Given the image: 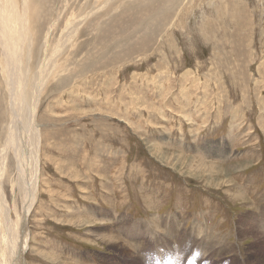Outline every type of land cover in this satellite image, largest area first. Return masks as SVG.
Wrapping results in <instances>:
<instances>
[{"label": "rangeland", "instance_id": "rangeland-1", "mask_svg": "<svg viewBox=\"0 0 264 264\" xmlns=\"http://www.w3.org/2000/svg\"><path fill=\"white\" fill-rule=\"evenodd\" d=\"M28 5L37 16L31 68L55 20L46 57L58 67L35 118L38 192L24 264H227L233 254L234 264H264L240 225L264 214V0ZM87 13L62 46L66 27ZM6 81L0 49V149ZM17 167L10 149L1 189L12 218L22 210ZM200 223L217 247L236 249L200 253L201 239L189 237Z\"/></svg>", "mask_w": 264, "mask_h": 264}, {"label": "bare ground", "instance_id": "bare-ground-1", "mask_svg": "<svg viewBox=\"0 0 264 264\" xmlns=\"http://www.w3.org/2000/svg\"><path fill=\"white\" fill-rule=\"evenodd\" d=\"M21 2L19 9L17 4L16 6L13 5L12 0H0V49L3 56L4 72L6 73L7 79L5 82L7 95L10 98V107L7 110L9 113L8 120L10 121L8 126L9 130L7 131L8 135L4 142L5 145H1L2 148L0 149V227H3L4 225V230H6V239L2 237L3 235L0 232V264H24L23 259L29 241L26 219L38 192L40 127L36 124L35 118L37 107L41 101L42 91L48 84L47 80L49 77L53 76V71L55 69L57 70L58 67L54 62V58L51 59V57H46L49 47L48 35L55 25V20L54 23L52 22L48 34L42 39L40 48H38L39 56L36 58V67L34 69L31 68V49L33 44L31 37L33 38V34L29 27L32 23V19L36 20L37 16L31 13L28 0H21ZM84 15L85 14L80 15L78 18L72 20L71 24L66 27V31L63 33L66 36H63L59 42L62 43V46L69 43L73 37L75 38L79 28L84 25L85 21L91 14L87 13V15ZM24 44L27 46V54L26 52H23L22 54V47ZM59 52L60 50L58 51V45L56 44V47L52 49L50 56L57 57ZM25 55L26 57H24ZM10 149L15 152V158H17L18 162L16 173L17 178L15 181L17 182L16 186L20 190L19 195L22 206L21 213H15L14 218L9 217L8 212H10V209L7 206L4 192L1 189L3 180L6 177L5 173L7 171ZM255 221L256 225L254 224ZM242 224H244L245 227L241 231V235L248 234L253 237V241L255 242H253L255 244L254 247L258 246L261 248L260 251H262L264 255V214L262 216L256 214L251 217V220L243 218L240 220V225ZM206 228L204 229L201 226V223L200 225L193 224L189 232L190 235L188 234L189 237H192L193 234V237L195 236V238L199 237L201 239L198 246V251L200 253L204 254L208 252L212 257L216 256L217 259H219V256L224 252H222V249L231 253L232 250L236 249L231 245L228 247L224 243H220L221 248L219 246L217 247L216 245L218 244L214 243L212 238L218 237L210 235L209 233L207 234ZM189 237L186 236V238ZM186 243H183L184 245L181 246L180 250L190 254L191 249ZM180 250L178 252H180ZM195 256L198 255L192 253L187 262H192V260L195 259ZM179 258L181 259V256H179ZM208 261L211 262L212 260ZM236 261V256L233 254L230 257L229 262L230 264H234ZM217 262L219 264L218 260ZM176 264H179V261L176 262Z\"/></svg>", "mask_w": 264, "mask_h": 264}]
</instances>
